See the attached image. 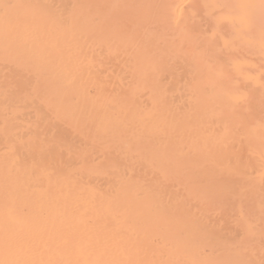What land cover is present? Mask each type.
Listing matches in <instances>:
<instances>
[{
    "label": "bare ground",
    "instance_id": "bare-ground-1",
    "mask_svg": "<svg viewBox=\"0 0 264 264\" xmlns=\"http://www.w3.org/2000/svg\"><path fill=\"white\" fill-rule=\"evenodd\" d=\"M0 264H264V0H0Z\"/></svg>",
    "mask_w": 264,
    "mask_h": 264
}]
</instances>
